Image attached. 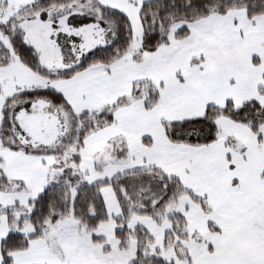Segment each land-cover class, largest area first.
Wrapping results in <instances>:
<instances>
[{
	"label": "snow or ice",
	"instance_id": "6c2138e0",
	"mask_svg": "<svg viewBox=\"0 0 264 264\" xmlns=\"http://www.w3.org/2000/svg\"><path fill=\"white\" fill-rule=\"evenodd\" d=\"M0 264H264V0H0Z\"/></svg>",
	"mask_w": 264,
	"mask_h": 264
}]
</instances>
